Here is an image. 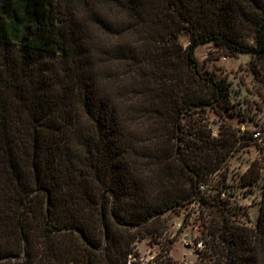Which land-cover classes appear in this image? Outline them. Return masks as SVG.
Segmentation results:
<instances>
[{
	"label": "trees",
	"instance_id": "trees-1",
	"mask_svg": "<svg viewBox=\"0 0 264 264\" xmlns=\"http://www.w3.org/2000/svg\"><path fill=\"white\" fill-rule=\"evenodd\" d=\"M208 42L264 63V0H0V264H264V146L242 175L263 179L256 226L212 183L221 160L206 150L221 139L180 156L183 110L230 101L200 73ZM140 113L171 117L167 148L138 140ZM190 204L210 209L198 260L170 245L142 260L136 242Z\"/></svg>",
	"mask_w": 264,
	"mask_h": 264
},
{
	"label": "rangeland",
	"instance_id": "rangeland-1",
	"mask_svg": "<svg viewBox=\"0 0 264 264\" xmlns=\"http://www.w3.org/2000/svg\"><path fill=\"white\" fill-rule=\"evenodd\" d=\"M179 41L186 47L189 44L188 34L183 33ZM195 55L200 73L223 79L227 83L230 101L217 108L211 105L183 110L180 115V156L195 159L197 150L189 146V142L199 141L201 137L221 139L217 143L220 144L218 149L206 150L215 156L214 161L221 160L212 183L216 187L225 185L227 192H223L222 197L227 196L237 206V211L243 214L238 222L256 226L261 207L263 179L248 186L242 184V175L255 159L262 156L260 148L264 146V63H255L253 67L252 55H231L214 42L199 45ZM223 57L227 59L224 60ZM196 90L210 92L207 86L202 85H198ZM181 95L183 97L184 92ZM165 96L168 98L169 95L166 93ZM151 98L152 94L148 93L146 98L138 100L140 111L148 105ZM130 128L145 145L152 144L153 142H148L159 138L167 148L168 143L171 144L173 140V124L168 114L153 121L147 114L140 113L131 121ZM258 131L261 136L256 140L254 134ZM218 154L220 158L217 160ZM149 167L152 166L147 162L144 170L149 171ZM168 170L167 165L162 167L163 174L168 173ZM183 179L181 177V183ZM211 193L216 195L217 191L212 189ZM209 213V208L199 204H190L183 210L166 213L159 229H154L146 238L136 242V250L141 259L145 262L152 261L170 245L168 256L173 260L195 263L198 260L197 250L204 247L202 223L205 218H210ZM187 215H190L188 223L182 228ZM171 240L174 242L171 243Z\"/></svg>",
	"mask_w": 264,
	"mask_h": 264
},
{
	"label": "built area",
	"instance_id": "built-area-1",
	"mask_svg": "<svg viewBox=\"0 0 264 264\" xmlns=\"http://www.w3.org/2000/svg\"><path fill=\"white\" fill-rule=\"evenodd\" d=\"M223 59L226 60L227 58H226V57H223ZM254 136H255L256 139H260L261 132H259V131L256 132V133L254 134ZM200 245H202V244H200Z\"/></svg>",
	"mask_w": 264,
	"mask_h": 264
}]
</instances>
